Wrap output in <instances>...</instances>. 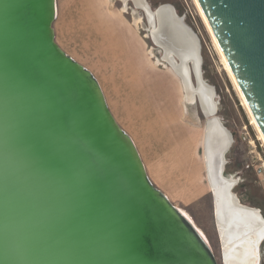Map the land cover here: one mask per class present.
I'll return each instance as SVG.
<instances>
[{"label": "water", "instance_id": "95a60500", "mask_svg": "<svg viewBox=\"0 0 264 264\" xmlns=\"http://www.w3.org/2000/svg\"><path fill=\"white\" fill-rule=\"evenodd\" d=\"M198 2L264 135V0ZM170 7L189 28L167 4L153 26ZM57 10L0 0V264H220L151 181L97 78L56 42ZM216 112L203 110L207 124Z\"/></svg>", "mask_w": 264, "mask_h": 264}, {"label": "rangeland", "instance_id": "374dc122", "mask_svg": "<svg viewBox=\"0 0 264 264\" xmlns=\"http://www.w3.org/2000/svg\"><path fill=\"white\" fill-rule=\"evenodd\" d=\"M146 1L153 11L161 5L173 6L197 36L202 77L214 88L216 116L233 139L225 154L224 175L237 180L232 191L239 201L260 209L264 216V179L257 173L264 165V142L199 2L198 6L195 0ZM57 8L56 42L94 74L112 114L136 144L153 184L193 220L224 264L205 161L207 120L198 99L186 100L182 79L150 35L145 10L133 0L127 5L122 0H57ZM190 74L196 85L192 64Z\"/></svg>", "mask_w": 264, "mask_h": 264}, {"label": "bare ground", "instance_id": "6f19581e", "mask_svg": "<svg viewBox=\"0 0 264 264\" xmlns=\"http://www.w3.org/2000/svg\"><path fill=\"white\" fill-rule=\"evenodd\" d=\"M122 1L127 5L129 0ZM195 1L198 4V0ZM133 2L137 7L144 9L147 17H149L154 38L164 46L167 52L163 55V59L169 61L171 67L182 79L186 100L194 102L199 96V103H201L200 106H202L204 112L211 113L216 105L213 99L214 91L209 85L200 82L201 56L200 42L197 36L176 16L172 7L162 8L159 10L160 12H157L159 24L154 27L153 18L150 14L153 15L156 10H150L146 0H133ZM199 9L212 32L213 30H211L212 28L200 6ZM212 36L227 71L239 89L237 80L216 40L214 32H212ZM190 64H192L196 75V85L193 84L191 78ZM245 100L253 124L264 142V135ZM215 117L214 121L206 124L204 146L206 133L207 146L204 150L206 166L209 171V183L210 186L213 185L216 197L217 227L222 241L223 261L224 264H257L258 245L264 239L263 216L261 217L258 209L238 201L239 199L231 190L232 186L234 187L237 183L234 177L224 175V178H222L223 175L221 176L224 163L223 152L228 145L232 144L233 139L228 129L218 121L219 118Z\"/></svg>", "mask_w": 264, "mask_h": 264}, {"label": "flooded vegetation", "instance_id": "af4514ba", "mask_svg": "<svg viewBox=\"0 0 264 264\" xmlns=\"http://www.w3.org/2000/svg\"><path fill=\"white\" fill-rule=\"evenodd\" d=\"M241 201V200H240ZM261 213V210L258 209ZM263 215L261 214V217ZM262 219L264 220V216L262 217ZM257 264H264V239L261 240V242L258 245V256H257Z\"/></svg>", "mask_w": 264, "mask_h": 264}, {"label": "built area", "instance_id": "2783aa9c", "mask_svg": "<svg viewBox=\"0 0 264 264\" xmlns=\"http://www.w3.org/2000/svg\"><path fill=\"white\" fill-rule=\"evenodd\" d=\"M257 173H259L258 175L264 179V165L259 166Z\"/></svg>", "mask_w": 264, "mask_h": 264}]
</instances>
